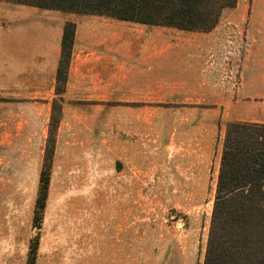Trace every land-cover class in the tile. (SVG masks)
<instances>
[{
    "label": "rangeland",
    "instance_id": "obj_1",
    "mask_svg": "<svg viewBox=\"0 0 264 264\" xmlns=\"http://www.w3.org/2000/svg\"><path fill=\"white\" fill-rule=\"evenodd\" d=\"M81 14L0 0V30L20 39ZM160 26L181 46L148 63L140 100L80 103L90 134L78 118L67 133L57 77L28 143L0 133V264H204L227 123L264 122V0H238L209 31Z\"/></svg>",
    "mask_w": 264,
    "mask_h": 264
},
{
    "label": "crops",
    "instance_id": "obj_2",
    "mask_svg": "<svg viewBox=\"0 0 264 264\" xmlns=\"http://www.w3.org/2000/svg\"><path fill=\"white\" fill-rule=\"evenodd\" d=\"M70 20L75 24V37L66 89L62 95L63 118L68 119L67 133L70 128L75 129L71 118L80 119L84 133H91V110L80 103L140 100L139 86L146 85L147 92L153 86V83L145 84L140 79L149 80L156 74L155 65L148 63L169 60L172 50L181 46H173L171 32L162 31L160 25L126 21L104 14L59 18L56 28L44 29L41 26V30L36 29L35 32L23 29L20 39L16 31L0 30V98L5 103L15 104L12 109L0 111V133L9 136L6 146L16 141L17 135H20V142L28 143L29 134L34 133L36 119L45 116V108L50 114L51 101L59 96L50 91H54L56 86L64 26ZM26 32L34 36V40L22 36ZM53 32L56 35L52 39ZM257 37L264 40L263 33ZM32 43L36 47L28 48ZM135 53L143 54L137 59L146 62L148 67H131L129 62L135 61ZM145 100L156 98L147 97ZM63 128H58V135L65 131ZM131 152L136 155L135 149ZM98 232L99 243L105 244L108 252L110 248L117 247L113 240L108 239V234L103 240V232ZM108 261L110 258L107 256L106 264Z\"/></svg>",
    "mask_w": 264,
    "mask_h": 264
},
{
    "label": "trees",
    "instance_id": "obj_3",
    "mask_svg": "<svg viewBox=\"0 0 264 264\" xmlns=\"http://www.w3.org/2000/svg\"><path fill=\"white\" fill-rule=\"evenodd\" d=\"M121 20L212 30L238 0H8ZM75 24L64 26L57 79L67 78ZM48 177L38 200L44 206ZM42 200V201H41ZM204 264H264V122L227 123Z\"/></svg>",
    "mask_w": 264,
    "mask_h": 264
}]
</instances>
